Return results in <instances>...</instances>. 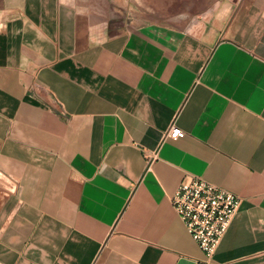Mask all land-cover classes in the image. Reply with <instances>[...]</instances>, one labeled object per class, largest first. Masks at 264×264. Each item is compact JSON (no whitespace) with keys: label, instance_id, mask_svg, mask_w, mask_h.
<instances>
[{"label":"crops","instance_id":"obj_1","mask_svg":"<svg viewBox=\"0 0 264 264\" xmlns=\"http://www.w3.org/2000/svg\"><path fill=\"white\" fill-rule=\"evenodd\" d=\"M117 13L0 0V264H264V0ZM186 175L242 199L210 260L171 203Z\"/></svg>","mask_w":264,"mask_h":264},{"label":"built area","instance_id":"obj_2","mask_svg":"<svg viewBox=\"0 0 264 264\" xmlns=\"http://www.w3.org/2000/svg\"><path fill=\"white\" fill-rule=\"evenodd\" d=\"M184 130L173 123L166 137L179 139ZM151 157H156L155 154ZM242 199L203 177L186 175L171 195V203L187 231L210 260L227 233Z\"/></svg>","mask_w":264,"mask_h":264},{"label":"rangeland","instance_id":"obj_3","mask_svg":"<svg viewBox=\"0 0 264 264\" xmlns=\"http://www.w3.org/2000/svg\"><path fill=\"white\" fill-rule=\"evenodd\" d=\"M218 0H111L119 24L158 21L168 24H182L186 18H197L207 10L216 7ZM121 10V12H119ZM0 202L10 191L5 186L12 183L0 177Z\"/></svg>","mask_w":264,"mask_h":264},{"label":"water","instance_id":"obj_4","mask_svg":"<svg viewBox=\"0 0 264 264\" xmlns=\"http://www.w3.org/2000/svg\"><path fill=\"white\" fill-rule=\"evenodd\" d=\"M0 177L2 178V179H5V180H7L8 182H10V183H12L10 180H9V178H7L5 175H3V173L0 171ZM0 184H1V182H0ZM5 187H7L10 191H14V189H15V186H14V184L12 183L10 186H5Z\"/></svg>","mask_w":264,"mask_h":264}]
</instances>
